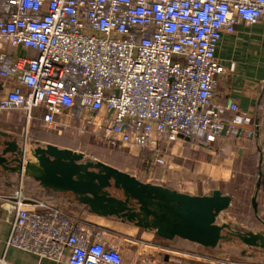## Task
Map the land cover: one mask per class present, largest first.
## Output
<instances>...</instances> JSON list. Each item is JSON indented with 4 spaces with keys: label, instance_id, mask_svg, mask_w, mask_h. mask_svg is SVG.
<instances>
[{
    "label": "built area",
    "instance_id": "1",
    "mask_svg": "<svg viewBox=\"0 0 264 264\" xmlns=\"http://www.w3.org/2000/svg\"><path fill=\"white\" fill-rule=\"evenodd\" d=\"M256 22L264 0H0V115L147 150L146 163L160 167L179 134L247 139L252 116L214 99L217 76L233 70L216 50L224 33ZM0 200L13 213L6 247L37 264H180L136 245L127 253L100 225L24 193L22 175Z\"/></svg>",
    "mask_w": 264,
    "mask_h": 264
},
{
    "label": "water",
    "instance_id": "2",
    "mask_svg": "<svg viewBox=\"0 0 264 264\" xmlns=\"http://www.w3.org/2000/svg\"><path fill=\"white\" fill-rule=\"evenodd\" d=\"M178 136L190 140L188 136ZM0 137V171L30 177L44 189L69 193L90 213L114 216L166 240L181 238L213 248L223 240L235 238L247 247L264 250V232L232 229L227 222L217 223L218 215L231 202V196L218 189L192 195L143 182L101 160L84 159L81 151L52 143L36 145L31 150L33 159H29L9 132L0 130ZM258 151L261 155L260 147ZM261 175L259 161L251 199L254 211ZM111 189L120 191L121 196L112 194Z\"/></svg>",
    "mask_w": 264,
    "mask_h": 264
},
{
    "label": "rangeland",
    "instance_id": "3",
    "mask_svg": "<svg viewBox=\"0 0 264 264\" xmlns=\"http://www.w3.org/2000/svg\"><path fill=\"white\" fill-rule=\"evenodd\" d=\"M0 130L9 132L17 140L18 145L24 149V156L29 159H33L31 150L36 145L52 143L59 147L81 151L84 159L101 160L134 175L143 182L160 185L169 183L163 172L166 169L165 167L153 166L146 163L150 155V152L147 150L111 146L102 138H98L92 134H80L76 136L67 133L58 134L55 129L49 128L38 120H32L27 125L24 122V118L17 112L0 115ZM226 144L228 142L218 143L217 139L211 143L195 139L189 141L177 139L165 145L166 157L169 162H172L177 153L187 150L188 153L192 151L195 154V158L199 160L211 155L230 158V156H225L224 152H222ZM258 152L250 157V160L241 155L235 159V164L241 163L237 170H234L231 175L225 177L224 188L231 194L232 200L229 207L218 215L216 219L217 223L227 222L232 229L264 232L263 172L259 193L256 198V211H254L251 205L259 161H261L262 171V149L261 155ZM259 155L260 157H258ZM17 181H19V178ZM110 191L116 196H121L118 190L111 189ZM68 209L70 212L82 216L85 220L100 225L107 231L106 233L112 234L125 248L127 253L130 254L136 246H139L143 254L170 258L173 263L224 264L229 260H233L238 264H264V250L247 247L235 238L223 240L219 246L213 248L204 247L181 238H174L173 240L160 238L153 231L144 230L130 222L121 221L114 216H109L104 221L98 220L97 222L91 220L87 215L88 213H83L78 207L70 206L69 208L68 206Z\"/></svg>",
    "mask_w": 264,
    "mask_h": 264
},
{
    "label": "crops",
    "instance_id": "4",
    "mask_svg": "<svg viewBox=\"0 0 264 264\" xmlns=\"http://www.w3.org/2000/svg\"><path fill=\"white\" fill-rule=\"evenodd\" d=\"M216 56L225 66L233 64V70L217 76L214 87L215 101L224 104L228 98L232 99L242 111L252 116L253 124L258 126L253 125V134L247 139H237L234 135H223L217 139L218 143L228 142L222 152L230 158L211 155L199 160L195 158L192 151L188 153L187 150H182L184 153H177L172 162L168 161L169 165L163 172L169 183L161 185L192 195L209 194L212 190L218 189L231 196L228 190L224 189L225 177L239 168L241 162L235 164V159L241 155L250 160V157L258 152V147L261 149L264 144V89L260 85V72L264 67V23L237 24L234 33L222 35ZM17 176L19 178V175ZM30 183L37 185L40 191L48 192V189L41 187L32 178L23 176L24 193L39 197L27 188ZM17 187L18 184L15 188H9L0 183V193H10ZM64 194L72 196L69 193ZM42 198L47 199V197ZM54 202L62 203L69 208L70 206L78 207L83 213H88L91 220L97 222L109 217L90 213L81 203H72L64 196H60ZM12 218L13 213L9 203L0 200V257L4 256L6 260L16 264H37L35 256L6 247L5 241L10 231ZM39 264L51 263L42 261Z\"/></svg>",
    "mask_w": 264,
    "mask_h": 264
},
{
    "label": "trees",
    "instance_id": "5",
    "mask_svg": "<svg viewBox=\"0 0 264 264\" xmlns=\"http://www.w3.org/2000/svg\"><path fill=\"white\" fill-rule=\"evenodd\" d=\"M197 141H199V140H197ZM201 142H204V141H201ZM17 175H18L17 173H14L11 171H0V183L5 185L6 187L15 188L18 184V181H17L18 176ZM27 188L30 189V191L37 194L39 197H47V199H50L52 201H56V199H58L60 196H64L66 199L72 201V203L77 202L72 198V196L65 195L62 192H55V191H51V190H48V192L40 191L38 186L33 184V183L28 184ZM86 210H88L87 207H86Z\"/></svg>",
    "mask_w": 264,
    "mask_h": 264
},
{
    "label": "flooded vegetation",
    "instance_id": "6",
    "mask_svg": "<svg viewBox=\"0 0 264 264\" xmlns=\"http://www.w3.org/2000/svg\"><path fill=\"white\" fill-rule=\"evenodd\" d=\"M0 140H1V138H0Z\"/></svg>",
    "mask_w": 264,
    "mask_h": 264
}]
</instances>
